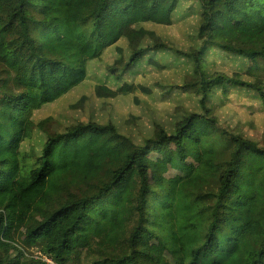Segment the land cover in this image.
<instances>
[{
  "label": "trees",
  "instance_id": "16d2710c",
  "mask_svg": "<svg viewBox=\"0 0 264 264\" xmlns=\"http://www.w3.org/2000/svg\"><path fill=\"white\" fill-rule=\"evenodd\" d=\"M263 2L0 0V141L18 157L16 179L0 167V264H68L79 246L96 264H264ZM86 134L114 159L91 197ZM135 173L111 261L85 224L114 219ZM49 184L66 203L35 225Z\"/></svg>",
  "mask_w": 264,
  "mask_h": 264
},
{
  "label": "rangeland",
  "instance_id": "374dc122",
  "mask_svg": "<svg viewBox=\"0 0 264 264\" xmlns=\"http://www.w3.org/2000/svg\"><path fill=\"white\" fill-rule=\"evenodd\" d=\"M261 7L264 9V2ZM89 113H80L81 118H87ZM84 115V116H83ZM107 137L86 134L80 141L76 142L78 153L74 167L80 169L88 176V183L84 188L86 194L91 197L98 194L104 185L112 177V157L98 158L95 152L104 144ZM83 148L81 153L80 149ZM122 151L125 150L123 146ZM0 167L11 173V178L18 177V157L17 148L0 141ZM140 188V179L137 174H133L130 181L122 189L114 192L112 204L116 207V214L113 220H101L97 215L92 216L91 223H86L85 227L93 228L95 237L93 246L105 254L109 259L120 260L128 255V242L130 233L136 221L135 206ZM66 200L55 194L54 187L49 184L48 189L43 194L39 203L35 207V225L40 220L60 209ZM36 257H39L38 254ZM42 259V257L40 258ZM47 261V260H46ZM88 250L84 246L74 248L72 257L68 264H96ZM50 263V261H48ZM111 264V263H110Z\"/></svg>",
  "mask_w": 264,
  "mask_h": 264
},
{
  "label": "clouds",
  "instance_id": "9594fccd",
  "mask_svg": "<svg viewBox=\"0 0 264 264\" xmlns=\"http://www.w3.org/2000/svg\"><path fill=\"white\" fill-rule=\"evenodd\" d=\"M42 256L41 255H39V257H36V258H41ZM48 261V260H47Z\"/></svg>",
  "mask_w": 264,
  "mask_h": 264
}]
</instances>
